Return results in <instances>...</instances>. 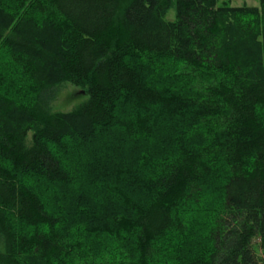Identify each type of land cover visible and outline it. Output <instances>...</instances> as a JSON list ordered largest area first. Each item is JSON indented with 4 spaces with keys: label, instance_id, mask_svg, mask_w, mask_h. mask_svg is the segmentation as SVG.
Masks as SVG:
<instances>
[{
    "label": "trees",
    "instance_id": "trees-1",
    "mask_svg": "<svg viewBox=\"0 0 264 264\" xmlns=\"http://www.w3.org/2000/svg\"><path fill=\"white\" fill-rule=\"evenodd\" d=\"M0 55V264H264V0H0Z\"/></svg>",
    "mask_w": 264,
    "mask_h": 264
},
{
    "label": "rangeland",
    "instance_id": "rangeland-1",
    "mask_svg": "<svg viewBox=\"0 0 264 264\" xmlns=\"http://www.w3.org/2000/svg\"><path fill=\"white\" fill-rule=\"evenodd\" d=\"M220 3L228 1V4L232 7H240V6H251V7H259L260 6V0H218ZM174 17V10L171 9L167 15L168 19H173ZM0 55V67H3V71H0V78H3L4 80L10 79L8 77L7 72L9 70H13L15 67L13 64L10 63V60L4 59ZM7 58V57H6ZM3 72V73H2ZM10 83V82H9ZM15 88H17V85L13 84ZM12 86V87H13ZM7 91H12V89H6ZM87 100V96L84 94V92L72 86L69 83L58 85L56 88L53 89V95L51 100L49 101V108L51 113H68L73 110H75L77 107H79L81 104H83ZM193 222L192 227L189 233V237L191 239L198 240L197 236L199 235V231L197 230V225ZM182 245L186 246L185 251L187 250L189 254H194L197 251L196 247H193L194 245L190 242L188 245V242L184 243L181 242ZM184 251V254L186 253Z\"/></svg>",
    "mask_w": 264,
    "mask_h": 264
}]
</instances>
